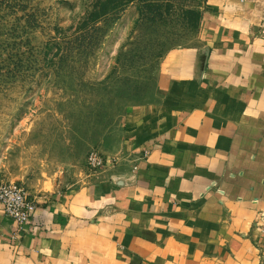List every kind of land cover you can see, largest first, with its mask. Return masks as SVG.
I'll use <instances>...</instances> for the list:
<instances>
[{
    "label": "crops",
    "instance_id": "obj_1",
    "mask_svg": "<svg viewBox=\"0 0 264 264\" xmlns=\"http://www.w3.org/2000/svg\"><path fill=\"white\" fill-rule=\"evenodd\" d=\"M200 15L116 163L30 186L24 226L0 208V264H264V0Z\"/></svg>",
    "mask_w": 264,
    "mask_h": 264
},
{
    "label": "rangeland",
    "instance_id": "obj_2",
    "mask_svg": "<svg viewBox=\"0 0 264 264\" xmlns=\"http://www.w3.org/2000/svg\"><path fill=\"white\" fill-rule=\"evenodd\" d=\"M205 0H0V181L81 179L160 100L169 51Z\"/></svg>",
    "mask_w": 264,
    "mask_h": 264
},
{
    "label": "built area",
    "instance_id": "obj_3",
    "mask_svg": "<svg viewBox=\"0 0 264 264\" xmlns=\"http://www.w3.org/2000/svg\"><path fill=\"white\" fill-rule=\"evenodd\" d=\"M110 162L116 163L117 157L109 159L99 150L93 149L89 153L88 169L90 173L95 174L103 170ZM0 208L20 226H24L30 222L37 209V201L24 186L1 181Z\"/></svg>",
    "mask_w": 264,
    "mask_h": 264
},
{
    "label": "trees",
    "instance_id": "obj_4",
    "mask_svg": "<svg viewBox=\"0 0 264 264\" xmlns=\"http://www.w3.org/2000/svg\"><path fill=\"white\" fill-rule=\"evenodd\" d=\"M193 15L195 16V17H193V23L199 25L200 17H201L200 13L199 12H193Z\"/></svg>",
    "mask_w": 264,
    "mask_h": 264
}]
</instances>
